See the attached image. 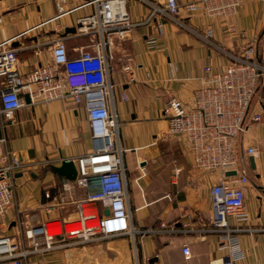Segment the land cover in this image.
Instances as JSON below:
<instances>
[{
  "label": "crops",
  "instance_id": "obj_1",
  "mask_svg": "<svg viewBox=\"0 0 264 264\" xmlns=\"http://www.w3.org/2000/svg\"><path fill=\"white\" fill-rule=\"evenodd\" d=\"M88 1L67 0L65 8L75 10L47 23L58 14L53 1L0 0V43L10 41L5 46L18 50L17 69L21 74L51 62L50 50L41 51L40 47L52 37L71 34L76 19L91 12V7H83ZM163 1L127 0L129 19L136 26L113 47L116 80L113 106L120 148L123 159L129 155V176L138 200L134 212L139 213V219L135 222L133 218V224L141 231L164 226V232L159 234L136 236L138 264H149L155 258L153 264H216L227 256L220 234L211 232L214 212L210 189L217 173L203 176L194 170L177 140L180 149L177 157L159 147L167 129L162 110L169 96L191 105L192 92L203 79V69L211 66L222 71L230 59L228 54H240L254 41H257L258 52L264 53V0H239L236 15L226 20L182 11L181 24L161 16L142 24L151 5ZM190 1L178 0V3L184 5ZM159 23L162 34L157 36L154 28ZM230 26L237 28L238 37L229 33ZM207 29L213 30L212 45L200 36ZM153 34L157 50L148 51L145 41ZM79 40L67 41L69 50ZM127 75L133 77V81H129ZM122 94L128 101L121 99ZM262 97L264 77L258 81L251 109ZM83 106L66 99L26 105L14 114L16 124L4 132L8 149L28 164L48 159L51 166L35 169L15 180V206L8 212L9 221L19 212L23 215L34 212L37 219L44 220L47 215L40 204L47 201L41 193L62 183V178L52 174L50 169L60 166L59 160L72 159L92 150ZM250 147L256 149L255 156L245 153ZM236 149L239 167L248 177L250 186L245 194L247 222L241 224L238 233L243 255L232 264H264V118L257 125L248 122L247 130L237 138ZM250 158L254 161V170L249 164ZM177 168L182 171L175 178L173 173ZM73 196L79 200L84 192L75 189ZM67 208L72 210L73 206L49 216L74 219L75 210L68 212ZM128 243L132 246L131 240L119 241L116 246L125 264L129 260V252L125 250ZM183 246L190 248L189 260L183 258ZM112 249L110 251L115 248Z\"/></svg>",
  "mask_w": 264,
  "mask_h": 264
},
{
  "label": "built area",
  "instance_id": "obj_2",
  "mask_svg": "<svg viewBox=\"0 0 264 264\" xmlns=\"http://www.w3.org/2000/svg\"><path fill=\"white\" fill-rule=\"evenodd\" d=\"M37 1L55 3L58 14L47 23L75 10L65 8L67 0ZM126 6L127 0H89L83 7H91V12L76 19L74 31L48 43L51 62L25 75L17 69L18 50L5 46L10 41L0 43V264H28L31 256L54 252L66 241L91 245L128 236L135 247L136 236L164 232L163 225L145 231L134 226L124 153L120 148L111 62L114 39L121 40L136 26L130 21ZM239 6V0H192L184 5L178 0H164L162 4L151 5L142 24L151 23L158 16L181 24L182 11L226 20L236 15ZM154 30L157 36L162 34V25L157 24ZM228 31L233 37L239 36L235 26H230ZM156 35L146 38L148 51L157 50ZM200 36L212 45V29ZM81 37L89 38L91 43L72 46L69 50L66 42ZM228 55L230 59L222 71L211 66L203 69L204 76L192 92L191 105L169 96L162 110L167 124L165 134L180 143L190 166L203 176L217 173L210 189L214 212L211 232L220 234L227 256L216 264H232L243 255L238 233L241 224L247 222L245 194L250 182L239 167L237 138L247 130L248 122L257 125L264 118V97L251 109L258 81L264 77V53L258 52L254 41L240 54ZM127 76L133 81V77ZM25 95L29 104L24 102ZM66 99L84 105L92 150L59 160L73 163L76 178L69 181L61 177L60 186L44 189L41 197L47 203L40 205L47 216L72 205L76 217L39 220L34 212L26 215L19 212L9 221L8 212L15 206V180L35 169L50 167L51 161L23 162L8 149L4 132L16 124L14 114L22 107ZM121 99L128 101L124 94ZM245 153L257 154L254 147ZM181 171L174 169L173 177ZM233 171L234 175H227ZM75 189L84 192L83 198H74ZM182 255L189 260L190 248L183 246Z\"/></svg>",
  "mask_w": 264,
  "mask_h": 264
},
{
  "label": "rangeland",
  "instance_id": "obj_3",
  "mask_svg": "<svg viewBox=\"0 0 264 264\" xmlns=\"http://www.w3.org/2000/svg\"><path fill=\"white\" fill-rule=\"evenodd\" d=\"M11 27V26H10ZM12 28V27H11ZM56 38H51L46 42V45H43L40 47L41 51H47L49 50V44L52 43ZM80 40L75 43L76 45H87L90 44L91 41L89 38L81 37ZM117 42L116 39H114V44ZM73 44V45H75ZM115 53V52H114ZM114 61L111 62V66L113 68ZM114 73V72H113ZM113 82L116 84L115 75H113ZM116 91V89L114 90ZM163 143L159 145L160 148H164V152L169 153L170 155H174V157H177V155L180 154L179 144L175 141L174 138L168 137L166 134L162 136ZM122 146H124V143H121ZM129 155H125V165H126V172H127V180H128V186H129V192H130V199H131V208H132V215L135 219V222L139 219V213L134 212V207L138 205V200L134 196L133 183L130 178V165L128 163ZM127 162V163H126ZM187 166V165H186ZM187 168H189L187 166ZM131 184V185H130ZM72 208V207H70ZM68 209V208H67ZM69 210V209H68ZM72 212V210H69L68 212ZM52 216H45L44 220H48L50 218H53ZM137 238V237H136ZM136 238L134 241L135 247H132L128 243V249L125 248L126 252H129V260H127L126 264H138V257H137V243ZM128 239V240H127ZM130 241V237L128 236H122V237H114L111 239L101 240L97 241L94 244L91 245H77L74 244L72 241H66L64 243L59 244L58 248L54 252L46 253V254H38L31 256L29 258L28 264H125V261L122 260V253L118 251L117 244L119 241ZM114 250H113V249ZM115 251L113 255V251ZM120 254V258H117L118 254ZM80 258V259H79Z\"/></svg>",
  "mask_w": 264,
  "mask_h": 264
},
{
  "label": "water",
  "instance_id": "obj_4",
  "mask_svg": "<svg viewBox=\"0 0 264 264\" xmlns=\"http://www.w3.org/2000/svg\"><path fill=\"white\" fill-rule=\"evenodd\" d=\"M74 30H72L71 32H73ZM13 46H16V43L15 45ZM24 102L25 104H29V97L28 95H25L24 96ZM249 164L251 166V169L254 170V161L253 159H249ZM51 173L54 174V175H57L58 177H63L69 181H74L75 178H76V168L74 167L73 163L72 162H62L60 166L58 167H52L50 169ZM235 172H229L227 173L228 176L230 175H234ZM20 176V175H18ZM156 261V258L149 261V264H153V262Z\"/></svg>",
  "mask_w": 264,
  "mask_h": 264
}]
</instances>
